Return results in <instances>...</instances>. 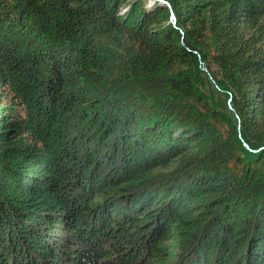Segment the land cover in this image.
Returning a JSON list of instances; mask_svg holds the SVG:
<instances>
[{
    "label": "trees",
    "instance_id": "16d2710c",
    "mask_svg": "<svg viewBox=\"0 0 264 264\" xmlns=\"http://www.w3.org/2000/svg\"><path fill=\"white\" fill-rule=\"evenodd\" d=\"M0 264H264V0H0Z\"/></svg>",
    "mask_w": 264,
    "mask_h": 264
},
{
    "label": "rangeland",
    "instance_id": "374dc122",
    "mask_svg": "<svg viewBox=\"0 0 264 264\" xmlns=\"http://www.w3.org/2000/svg\"><path fill=\"white\" fill-rule=\"evenodd\" d=\"M199 85L200 87L205 90L207 93H209L213 99L214 103L220 108V109H228L231 110L229 107L230 99L228 97H225L218 91H216L215 86L212 82H210L208 79L204 78V76H201L199 78Z\"/></svg>",
    "mask_w": 264,
    "mask_h": 264
}]
</instances>
